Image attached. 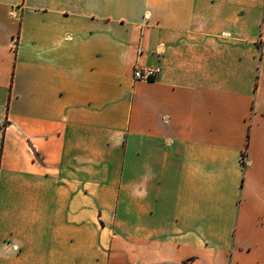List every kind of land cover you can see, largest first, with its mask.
<instances>
[{"label":"crops","instance_id":"crops-1","mask_svg":"<svg viewBox=\"0 0 264 264\" xmlns=\"http://www.w3.org/2000/svg\"><path fill=\"white\" fill-rule=\"evenodd\" d=\"M0 264H264V0H0Z\"/></svg>","mask_w":264,"mask_h":264},{"label":"built area","instance_id":"built-area-1","mask_svg":"<svg viewBox=\"0 0 264 264\" xmlns=\"http://www.w3.org/2000/svg\"><path fill=\"white\" fill-rule=\"evenodd\" d=\"M160 70L157 67L154 68H135L133 69L132 78L134 81H153L158 76Z\"/></svg>","mask_w":264,"mask_h":264},{"label":"trees","instance_id":"trees-1","mask_svg":"<svg viewBox=\"0 0 264 264\" xmlns=\"http://www.w3.org/2000/svg\"><path fill=\"white\" fill-rule=\"evenodd\" d=\"M244 161V155H242V162Z\"/></svg>","mask_w":264,"mask_h":264}]
</instances>
